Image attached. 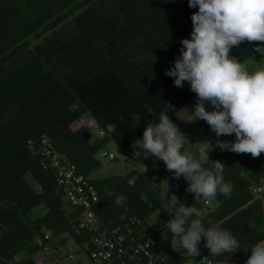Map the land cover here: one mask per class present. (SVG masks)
<instances>
[{"label":"trees","instance_id":"16d2710c","mask_svg":"<svg viewBox=\"0 0 264 264\" xmlns=\"http://www.w3.org/2000/svg\"><path fill=\"white\" fill-rule=\"evenodd\" d=\"M196 11L188 0H0V264H39L45 247L57 255L68 244L71 264H148L140 244L172 218V194L186 206L195 204L205 228L228 230L240 247L214 256L202 238L204 260L173 250L163 228L152 246L163 253L155 264H233L264 241V156L210 160L224 163L230 193L197 203L188 182L166 166L93 176L101 153L113 152V143L132 149L147 123H158L159 113L168 111L165 102L174 106L171 118L196 98L188 82L178 88L165 75L181 40L190 38ZM260 43L244 41L231 55L245 64L260 54L254 50ZM133 115L141 117L136 125ZM90 116L97 128L78 124ZM109 124L115 131L108 132ZM43 136L95 188L91 227L80 226L84 208L69 202L44 155ZM118 196L126 197L119 205ZM96 237L116 243L123 237L126 251L114 250L111 261H102L94 255L100 252Z\"/></svg>","mask_w":264,"mask_h":264},{"label":"clouds","instance_id":"9594fccd","mask_svg":"<svg viewBox=\"0 0 264 264\" xmlns=\"http://www.w3.org/2000/svg\"><path fill=\"white\" fill-rule=\"evenodd\" d=\"M188 6L198 8L191 15L192 32L190 38L181 40L180 55L165 75L174 77V86L178 88L188 82L196 94L192 120H204L217 137L235 134L234 141L218 139L216 147L248 153L253 158L264 156V68L250 72L231 55L233 46L244 41L261 42L254 50L264 55V0H188ZM165 103L168 111L159 113V122L147 123L142 139H135L131 145L134 151L123 152L127 157L132 153L133 159L152 156L163 161L176 179L183 177L188 182L186 191L194 194L195 203L211 200L218 191L228 195L230 189L223 182L224 163L210 161L209 151L203 147L196 155L181 151L186 137L168 116L174 106ZM206 103L211 110H206ZM145 107L154 115L151 106ZM120 119L123 122L124 117ZM131 119L136 125L141 117L133 115ZM113 131L115 125L109 124L108 132ZM209 162L211 168H205L203 164ZM124 200L126 197L118 196L116 204ZM168 203L175 212L156 229L155 239L164 228L171 233L172 249L186 250L193 257L200 255L202 238L214 256L240 247L228 230L205 228L202 212L195 204L186 206L175 194ZM249 227L255 225L250 222ZM245 264H264V241L251 248Z\"/></svg>","mask_w":264,"mask_h":264},{"label":"rangeland","instance_id":"374dc122","mask_svg":"<svg viewBox=\"0 0 264 264\" xmlns=\"http://www.w3.org/2000/svg\"><path fill=\"white\" fill-rule=\"evenodd\" d=\"M244 65L250 72L255 71L258 68H264V57L263 55L258 54ZM195 100L196 98L170 118L186 137L184 147L181 149V151L196 155L198 154L199 149L203 147L209 151V160L234 155V152H229L227 150L221 151L218 147H216V141L218 139L234 141L235 134L217 137L215 132L210 129L209 125L204 120H192L193 118L191 116V111L193 110L192 106L194 105ZM205 107L206 110H211L207 103L205 104ZM109 150L115 153V158L110 159L107 157H101L102 166L93 173L94 177L108 175L114 172L124 173L131 170L132 168L149 170L155 168L156 166H165L163 161H160L159 159L152 156H149L148 158L141 156L137 159H133L132 153H130L127 157L126 154L121 151L114 143L110 145ZM131 151L133 152L134 149L132 148ZM123 160H125L124 164H122ZM69 249H71L70 245ZM67 250L68 248L63 249L61 255L66 254L65 251ZM71 250L73 251L74 249ZM250 255L251 250L248 253L243 254L233 264H245V261L250 257ZM41 260L45 264H71L64 259H61V256L57 257L56 252L52 250L51 252L46 253L45 256L41 258Z\"/></svg>","mask_w":264,"mask_h":264},{"label":"built area","instance_id":"2783aa9c","mask_svg":"<svg viewBox=\"0 0 264 264\" xmlns=\"http://www.w3.org/2000/svg\"><path fill=\"white\" fill-rule=\"evenodd\" d=\"M79 125H85L86 127L90 129L97 128V121L93 117H82L80 122L78 123ZM100 134H103V131H99ZM42 143V149L44 152V155H46L52 165L58 170L59 174V179L60 183L64 184V189L66 196L69 200V202L75 206L78 207H83V214H82V223L81 227L83 226H92L94 221L96 220L95 214L93 210L91 209L93 201L98 200V194L93 187V185L89 182V180L82 174L78 173L77 166L75 163L72 162V160L67 157L66 155L60 153L55 149L53 146L52 142L46 137L43 136L41 139ZM32 147H33V142H31ZM115 154L113 152L108 153L106 150H104L101 153V157H107L110 159L115 158ZM137 159V158H134ZM66 208H69V206H66ZM156 234V232H155ZM50 235H47L46 237L49 238ZM123 237L117 238V243L114 242L113 240H106L103 238H95V242L99 248V253H95V256H101L103 259L102 261H111L112 255L114 250H118V252H124L126 251L125 248L120 245L121 243L123 244ZM39 244H43V239H40ZM155 243V235L153 237L148 238L145 243H141L140 246L141 248L144 249L145 255L148 258V264H155L156 259H160L162 257V253L160 252H154L152 249V246ZM72 244H68L65 248H68L66 254L61 255L57 254L56 256H61V259H64L65 261H68L69 259H74V253L71 249ZM139 246V247H140ZM133 247V246H131ZM52 249L49 247H45V249L40 253L38 256V263L39 264H45L41 258L45 256L46 253L51 252ZM200 255L203 256V259H206L205 251L200 250ZM208 263H211V260L208 259ZM102 264H105L102 262Z\"/></svg>","mask_w":264,"mask_h":264},{"label":"bare ground","instance_id":"6f19581e","mask_svg":"<svg viewBox=\"0 0 264 264\" xmlns=\"http://www.w3.org/2000/svg\"><path fill=\"white\" fill-rule=\"evenodd\" d=\"M71 205V204H70ZM97 250V249H96Z\"/></svg>","mask_w":264,"mask_h":264}]
</instances>
